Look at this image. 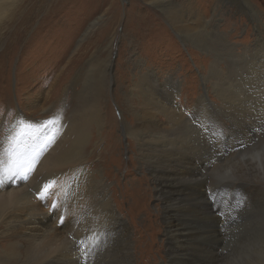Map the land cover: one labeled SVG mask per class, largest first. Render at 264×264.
<instances>
[{"label": "bare ground", "instance_id": "obj_1", "mask_svg": "<svg viewBox=\"0 0 264 264\" xmlns=\"http://www.w3.org/2000/svg\"><path fill=\"white\" fill-rule=\"evenodd\" d=\"M25 1L28 0H0V31L14 20L11 15ZM153 1L162 9L164 21L183 47L190 50L192 59L201 53H211V33L214 29L219 30L220 22L230 14L228 11L222 13L230 4L252 24L251 43H231L224 33L221 35L225 38L226 48L223 49L236 59L238 65L237 73L229 75L231 79L225 84L218 83L221 70L217 69L219 53L216 50H213L212 66L209 59H201L197 87L189 85L185 79L181 81L179 78L183 73L180 70L160 80L157 71L138 60L130 69L128 87H132L130 94L140 97L139 106L149 116L134 113V123H129L125 106L119 101V108L116 103L124 119L123 133L135 139L137 164L140 168L145 167L161 205L168 261L170 264H213L221 254L217 251L219 247L208 248L207 240L212 233L219 236L225 220L214 215L223 209L213 206L212 195L202 190L206 184L201 182V178L211 163L221 158L227 144L236 148L243 144L247 132L253 135L258 129L264 130V13L252 0H211L208 13L205 7H196V4L209 0ZM226 19L230 20L231 15ZM236 19L242 20L241 17ZM25 26L26 22L24 27L19 22L20 28L25 29ZM20 34L15 37V43L23 37L24 31ZM111 45L112 42L108 46L106 65H103L104 60L93 55L88 62L89 68L86 67L71 81L73 87L81 84V90L75 89L70 95L67 91L65 99L61 96L57 104L49 105L58 109L52 116L46 117L43 108L50 99L58 97L60 80L51 87L42 102L38 96H34L32 101L20 98L21 106L13 111L11 124H2L0 264H26L24 262L32 248L40 250V247L45 249L37 253L38 258H45L43 264H86L89 257L99 258L103 249L116 240L122 241L126 255L132 256V233L129 224L119 215L117 203L120 201L114 200L106 181L97 177L96 171H89L81 157V151L91 136L83 132L86 126L82 124L83 119H87V115L94 116L99 129L106 121V115L99 110L100 101L111 83ZM88 71L91 72L87 74ZM115 80L112 84L119 83ZM208 84L214 88L220 107L214 106L210 100ZM225 85L230 87L229 91H237L238 98H229ZM91 88L94 91L91 92ZM187 88H194L190 98ZM89 99L93 105L84 112L83 104ZM130 104L133 110L134 106ZM95 106L98 108L96 113L93 110ZM48 110L51 111L49 107ZM42 111L41 117L34 116ZM112 114L115 122L113 111ZM143 142L147 143L145 149ZM73 151L79 153L77 164L68 163L72 157L68 154ZM35 167L37 169L33 173ZM41 172L42 182L32 190L36 184L30 180L31 175L35 180ZM47 191L51 192V205L61 211L56 224L65 221L61 233L57 232V225L42 223L48 213V216L52 215L49 210L46 213L39 211ZM237 194L246 199L254 196L250 189H231L224 192L223 197L227 196L229 202ZM74 226L85 227L81 246L80 242L75 244L74 239H69L71 235L68 236V232ZM20 227L23 229L17 232Z\"/></svg>", "mask_w": 264, "mask_h": 264}, {"label": "rangeland", "instance_id": "obj_2", "mask_svg": "<svg viewBox=\"0 0 264 264\" xmlns=\"http://www.w3.org/2000/svg\"><path fill=\"white\" fill-rule=\"evenodd\" d=\"M252 1L264 13V0ZM210 5L211 0L197 3L196 7H205L208 13ZM169 9L170 7L167 10ZM225 9L222 13L230 12L226 18L231 15V19L224 18L219 24V30L212 31L209 42L211 53H201L193 59L190 50L187 51L183 47L164 21L162 9L153 0H28L11 15L14 20L6 24L5 30L0 31V128L2 124H11L13 111L21 106L20 98L32 101L34 96H38L42 102L51 87L60 80L58 97L50 99L48 105L43 108L46 117L52 116L58 110L57 106L54 108L53 105L58 103L61 96L65 99L67 91L70 95L75 89L81 90V84L77 83L73 87L71 81H74L79 73H83L86 67L89 68L88 62L93 55L104 60L103 65H106L108 46L112 42L113 65L109 68L111 83L100 101L99 110L106 115V121L99 129L94 116L91 118L87 115V119H83L82 124L86 125L83 132L91 136L81 151V157L89 171H96L97 177L106 181L114 200L120 201L116 206L121 218L129 224L133 251L132 256L128 257L123 242L116 240L103 249L99 258L91 256L88 261L86 259V264H170L166 255L161 205L155 197L145 167L140 168L137 164L138 146L135 139L123 133L124 119L119 112L121 106L117 102L121 101L125 106L129 123H134V113L149 116L139 106L140 97L130 94L133 92L132 87H128L130 69L138 60L147 64L151 70L157 71L160 80L180 70L183 74L179 79H185L186 83L197 87L201 59H209L212 66L213 50H216L219 53L217 69L221 70H218V83L228 82L231 79L228 76L237 73L238 65L236 59L223 49L225 38L221 35L224 33L231 43H251L253 29L252 24H249L233 4ZM234 12L239 14L234 16ZM237 17L242 20L236 19ZM19 22L23 27L26 22L25 29L19 27ZM20 31H24L25 37L23 35L24 38L15 43V37ZM114 79L119 83L112 84ZM208 86L210 100L214 106L220 107L221 103L214 88L211 84ZM225 86L229 98L237 97V91H229L230 87ZM193 89L187 88L189 98L193 95ZM90 91H94L93 88ZM87 101L82 107L84 112L93 105L91 99ZM130 103L134 106L133 110ZM50 104H53L52 107ZM93 110L96 113L98 108L95 106ZM112 111L116 123L113 121ZM42 115L43 111L34 116ZM261 130L263 129L256 130L253 135L247 132L243 137V144L236 148L227 144L221 158L215 159L201 178V182L206 184L202 190L213 196V206L223 209V212L217 211L214 215L225 220L219 236L212 233L207 240L210 246L208 248L213 250L219 247L217 251L221 254L213 264H264V130ZM82 135L84 136L83 133ZM0 137H3L2 128ZM142 145L145 149L147 143L143 142ZM68 155H72L68 163L77 164L79 153L73 151ZM36 169L37 167L33 169V173ZM32 176L33 174L30 180L33 185L36 184L32 187L33 190L42 182L43 172L38 173L35 180ZM231 189H250L254 196L246 199L237 194L227 202V196L223 195ZM43 197L39 211L46 213L49 210L52 215L48 216V213L42 223L55 227L57 225V232L61 233L65 221L56 224L61 211L54 204L51 205L50 191L45 192ZM129 209H132V212ZM21 229L23 228L20 227L17 232ZM84 233V226H74L68 236L71 235L69 239H74L75 244L80 242L81 246L85 239ZM39 251L45 249L32 248L24 263L43 264L45 258H38ZM179 254L184 259L182 253Z\"/></svg>", "mask_w": 264, "mask_h": 264}, {"label": "snow or ice", "instance_id": "obj_3", "mask_svg": "<svg viewBox=\"0 0 264 264\" xmlns=\"http://www.w3.org/2000/svg\"><path fill=\"white\" fill-rule=\"evenodd\" d=\"M0 163H2V161H0ZM28 170H30V168Z\"/></svg>", "mask_w": 264, "mask_h": 264}]
</instances>
